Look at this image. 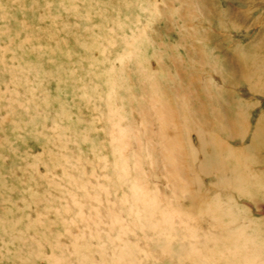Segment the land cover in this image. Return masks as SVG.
I'll return each instance as SVG.
<instances>
[{
	"label": "rangeland",
	"instance_id": "rangeland-1",
	"mask_svg": "<svg viewBox=\"0 0 264 264\" xmlns=\"http://www.w3.org/2000/svg\"><path fill=\"white\" fill-rule=\"evenodd\" d=\"M0 264H264V0H0Z\"/></svg>",
	"mask_w": 264,
	"mask_h": 264
}]
</instances>
